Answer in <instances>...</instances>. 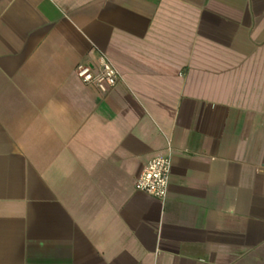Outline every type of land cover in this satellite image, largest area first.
Returning a JSON list of instances; mask_svg holds the SVG:
<instances>
[{"label":"crops","instance_id":"0c3cea01","mask_svg":"<svg viewBox=\"0 0 264 264\" xmlns=\"http://www.w3.org/2000/svg\"><path fill=\"white\" fill-rule=\"evenodd\" d=\"M0 264H264V0H0Z\"/></svg>","mask_w":264,"mask_h":264},{"label":"built area","instance_id":"2783aa9c","mask_svg":"<svg viewBox=\"0 0 264 264\" xmlns=\"http://www.w3.org/2000/svg\"><path fill=\"white\" fill-rule=\"evenodd\" d=\"M75 73L84 84L93 85L102 94L113 88L121 78L118 70L105 56L101 57L97 71H94L91 65L79 64ZM172 157L173 148L168 142L160 154L146 163L134 181V188L158 200H165L169 188Z\"/></svg>","mask_w":264,"mask_h":264}]
</instances>
